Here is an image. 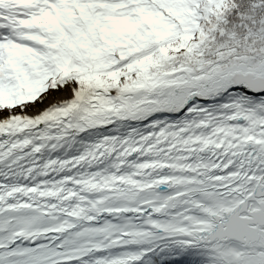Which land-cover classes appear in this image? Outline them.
Returning a JSON list of instances; mask_svg holds the SVG:
<instances>
[{"label": "snow or ice", "instance_id": "snow-or-ice-1", "mask_svg": "<svg viewBox=\"0 0 264 264\" xmlns=\"http://www.w3.org/2000/svg\"><path fill=\"white\" fill-rule=\"evenodd\" d=\"M0 264H264V0H0Z\"/></svg>", "mask_w": 264, "mask_h": 264}]
</instances>
